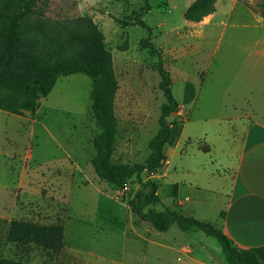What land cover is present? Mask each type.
<instances>
[{"label": "rangeland", "instance_id": "374dc122", "mask_svg": "<svg viewBox=\"0 0 264 264\" xmlns=\"http://www.w3.org/2000/svg\"><path fill=\"white\" fill-rule=\"evenodd\" d=\"M195 1L30 0L28 5L33 19L91 17L103 32L119 84L114 167L145 163L166 102L160 89L158 58L140 46L142 39L149 38L161 54L177 100L182 102L186 88L196 89L195 102L186 106L183 134L185 141L192 138V148L179 145L171 163L181 186L163 184L162 169L152 176L144 174V183L157 184L159 198L145 212L179 211L186 197L193 194L191 186L187 184L188 189L186 182L180 181L183 169L194 167L193 155L186 153L204 145L201 138L205 134L216 135V122L230 121L229 138L236 159L244 126L264 125V0H217L213 15L201 23H190L185 14ZM138 17L152 28L151 33L137 24ZM91 93V79L73 75L59 78L53 90L41 97L33 115L0 110V260L27 264L167 263L158 261L156 256L163 252L147 243L153 238L151 226L138 222L129 208L135 196L147 190L136 178L125 188H117L100 180L92 168L99 127ZM178 113L171 121L184 124V116ZM222 154L215 152L213 165L216 155L223 159ZM187 175L188 180L195 177ZM208 196L215 206L203 208L205 214L194 218L216 225V198ZM12 221L62 225V252L9 244L7 225ZM174 231L182 235L180 240L192 238L199 253L205 247L215 261H225L216 239L196 229L185 234L173 226ZM216 248L220 249L217 254Z\"/></svg>", "mask_w": 264, "mask_h": 264}, {"label": "trees", "instance_id": "16d2710c", "mask_svg": "<svg viewBox=\"0 0 264 264\" xmlns=\"http://www.w3.org/2000/svg\"><path fill=\"white\" fill-rule=\"evenodd\" d=\"M30 0H0V110L17 115L35 114L42 96H47L59 78L85 75L92 82L93 113L99 127L91 161L98 178L117 188H125L136 178L146 193H138L129 208L138 222L147 223L160 233L176 225L183 232L199 230L216 239L225 256L226 264H262L257 256L237 248L216 226L186 216L177 210L147 211L159 202L158 186L153 181L144 183L142 176H152L166 165V147L179 139L183 123H173L180 104L173 93L174 82L163 65L161 54L148 39L140 46L157 57V70L161 77L160 89L166 102L162 105L159 132L151 140L150 155L144 164L114 167L111 164L116 142L115 99L119 90L113 56L108 50L105 36L91 17L66 20L52 18L33 19ZM217 0H196L187 10L185 20L201 23L216 12ZM137 24L151 33L141 18ZM64 227L60 224L38 225L26 221H12L7 225L9 244L34 245L46 252L59 254L65 246ZM0 264H27L2 259Z\"/></svg>", "mask_w": 264, "mask_h": 264}, {"label": "crops", "instance_id": "0c3cea01", "mask_svg": "<svg viewBox=\"0 0 264 264\" xmlns=\"http://www.w3.org/2000/svg\"><path fill=\"white\" fill-rule=\"evenodd\" d=\"M195 92L196 89L193 87L186 88L182 102L178 100L180 104L178 114L184 116V124L177 142L173 146L166 147L167 162L161 176L163 184L172 182L176 184L175 186H181L175 180V177L180 175L173 174L171 163L179 145L183 144L184 149L192 148L190 143L192 138L185 141L183 134L187 117L186 106L195 102ZM229 129V120L216 122V135L210 137L209 134H205L201 138L205 144L186 153L193 155L194 167L188 166L183 169L184 175H181L180 181L186 182L185 187L188 189L187 184H189L193 194L186 197L178 210L186 216L198 217L197 215L205 214L203 208L215 206L208 201V195L215 196L219 220L214 226L220 229L237 248L253 252L264 264V125L244 126L240 155L237 159V152L229 138ZM218 151L223 153V159L216 155V163L213 165V155ZM184 172L193 173L194 179L188 180L189 177ZM172 228L173 226L165 233L149 228L153 238L148 239L147 243L163 252L162 255L156 256L158 261L162 260L167 262L166 264H226L219 259L215 261L205 247L204 252L199 253L198 245L191 244L192 238L189 241L180 240L182 235L177 234L176 231L173 233ZM192 231L182 232L190 234ZM219 251L220 249L216 248V254Z\"/></svg>", "mask_w": 264, "mask_h": 264}]
</instances>
